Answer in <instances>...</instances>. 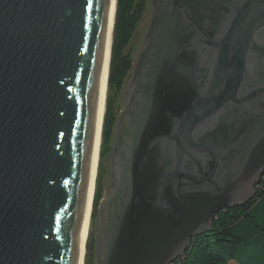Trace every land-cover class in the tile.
I'll list each match as a JSON object with an SVG mask.
<instances>
[{
	"label": "water",
	"instance_id": "1",
	"mask_svg": "<svg viewBox=\"0 0 264 264\" xmlns=\"http://www.w3.org/2000/svg\"><path fill=\"white\" fill-rule=\"evenodd\" d=\"M107 3L0 0V264L76 263ZM176 7L177 1L167 11L168 37L182 23ZM228 20L219 35L200 33L193 43L203 41L217 52L205 86L189 93L186 77L168 78L172 67L164 54L152 52L153 73L141 67L155 39L144 35L114 124L93 264H170L192 237L211 231L217 213L253 198V192L233 190L240 176H262L264 129L237 155L234 130L219 132L216 124L214 140L227 144L228 193L199 187L205 178L218 184L216 168L198 177L202 164L195 159L204 149L200 126L216 120L229 102H246L250 93L237 94L248 64L264 60V35L258 36L264 32V0L236 3ZM199 67L189 76L194 84L202 82ZM180 78L181 113L174 116L166 108L164 114V89ZM135 92L140 97L131 103ZM135 113H155V122L167 114L173 124L163 132L146 116L129 131ZM184 159L195 172L183 166Z\"/></svg>",
	"mask_w": 264,
	"mask_h": 264
},
{
	"label": "flooded vegetation",
	"instance_id": "2",
	"mask_svg": "<svg viewBox=\"0 0 264 264\" xmlns=\"http://www.w3.org/2000/svg\"><path fill=\"white\" fill-rule=\"evenodd\" d=\"M175 1H177V17L182 23H179V29L177 32H174L173 36L170 35V37H168L166 35L168 17L167 11L170 10L171 4ZM240 1L242 0H149L146 13V25L142 39L145 34L150 35L151 38L154 36L155 39L154 41L151 39V45L148 47L147 51H145V55L148 57H145L146 61H143L145 55L142 56L143 63L141 64V67L146 69V66H149L151 68L149 72L153 73L155 66L153 62H148V60L153 51L159 52L165 55V62L172 67V70L170 71L172 74L168 73L167 75L170 80L171 76L175 73L181 78L183 76L187 78L188 84L186 90L188 93L190 91L193 92V89L195 91L200 90L205 86L208 80L216 60L217 51L215 47L210 46L203 41L200 45H193V43H198L199 40L196 39L201 38L200 33H205L211 37L215 34L219 35L221 30L225 29V26L229 21L228 18L231 14L233 6ZM260 35H264V32L262 33L261 31L258 36ZM256 36L255 38L259 43V40L261 39ZM138 47L132 54V62ZM166 51H168V54H165ZM180 51L181 54L177 55L176 53H179ZM200 65L201 69L199 67L198 75L202 76V82L194 84L189 76H191V71L193 73V71ZM141 67L139 66L138 71L136 70L137 74L140 72ZM131 74L132 63L129 75L121 92L124 101L125 95L123 92ZM181 78L177 80L180 84H176L175 86H172L171 84L166 85L167 88L164 89L165 95L163 101L165 108L162 113H166V108L170 110L168 113H171L174 116L181 113L179 104L182 103V95L178 93V89H182ZM139 90L140 89H137V92ZM137 92L132 95V99L134 97L135 99L131 101V103L138 101L140 96ZM249 93L250 96L248 99H245L246 102L244 104L235 106L229 102L218 114L216 120L200 126L199 129L202 131L200 132L201 135L199 138L203 143L204 149L198 151L195 155V159L202 164V168L200 167L202 174L198 177L205 176V173H207L205 170L216 168V177L214 178L218 184L213 185L211 179L209 180L208 178H205L203 183L199 184V187H204L210 192H214L216 187L220 188L221 193L230 192L229 180L231 176L228 175L230 165L228 158L226 157L227 144L223 139V136L226 135L221 133L218 135V138L223 140L224 143L217 141L216 139L214 140L213 134L216 124H219L220 126L218 130L219 132H223L225 127H227V129L231 127L232 131L234 130V134L236 135L235 153L237 155L245 151L246 145L249 144L251 140L253 142L261 135L262 130L264 129L263 59L250 62L248 64L246 77L241 82L237 95L241 98ZM118 115L119 113H117L116 119ZM146 116L147 118L145 121L148 119V123L151 124L154 129H161L163 132H168L172 127L173 122L167 114L156 119L155 122V113H135V116L130 119V122H128V130H132L135 123H138L140 119H144ZM242 144H244L243 148ZM183 166L191 168L194 172L196 171L193 162L189 159H184ZM262 176L260 177L257 173L252 174V176L247 179L240 176L239 185H237L233 191H236V193L244 192L248 195L252 194V192L255 194L258 190V185Z\"/></svg>",
	"mask_w": 264,
	"mask_h": 264
},
{
	"label": "trees",
	"instance_id": "3",
	"mask_svg": "<svg viewBox=\"0 0 264 264\" xmlns=\"http://www.w3.org/2000/svg\"><path fill=\"white\" fill-rule=\"evenodd\" d=\"M147 7L148 0H116L100 158L110 152L108 142L114 132L115 100L131 68L132 54L126 48ZM95 182L91 219H97L98 202L103 194L99 176ZM86 248L92 260L93 237L88 239ZM231 259L240 264H264V173L249 202L217 213L211 231L194 236L185 252L171 264H227Z\"/></svg>",
	"mask_w": 264,
	"mask_h": 264
},
{
	"label": "bare ground",
	"instance_id": "4",
	"mask_svg": "<svg viewBox=\"0 0 264 264\" xmlns=\"http://www.w3.org/2000/svg\"><path fill=\"white\" fill-rule=\"evenodd\" d=\"M115 8L116 0H108L104 19L103 41L101 45L102 47L97 76L98 80L94 99V120L92 125L91 147L88 158L87 180L84 189V201L81 211V219L78 225L77 252L75 264H83L86 240L90 226V214L92 209V199L99 163V151L102 139V124L107 97V81L109 77Z\"/></svg>",
	"mask_w": 264,
	"mask_h": 264
},
{
	"label": "rangeland",
	"instance_id": "5",
	"mask_svg": "<svg viewBox=\"0 0 264 264\" xmlns=\"http://www.w3.org/2000/svg\"><path fill=\"white\" fill-rule=\"evenodd\" d=\"M145 25H146V15L143 18V20L138 24V26L135 30V33L133 35V38L126 48L127 52H130L131 54H133L135 52L136 48L138 47V45L142 39L143 32L145 29ZM112 94H114V91H112ZM123 103H124V98H123V95L121 93L115 100V105H114L115 115H117V113H119V111L121 110V108L123 106ZM102 126H103V124H102ZM112 141H113V136L111 138V141L108 142L110 152L106 156H104L103 158H100V156H99L97 176H99V186L102 188L103 194L107 188L108 178L110 176V160L109 159H110ZM95 184H96V182H95ZM97 225H98V220L97 219H91V216H90V226H89V232H88V236H87V240H86V245H87L88 239H90L91 237H94V233H95V230L97 228ZM83 259H84L83 264H93L94 263V259L91 260L89 255H88V251H87L86 246H85V252H84Z\"/></svg>",
	"mask_w": 264,
	"mask_h": 264
},
{
	"label": "crops",
	"instance_id": "6",
	"mask_svg": "<svg viewBox=\"0 0 264 264\" xmlns=\"http://www.w3.org/2000/svg\"><path fill=\"white\" fill-rule=\"evenodd\" d=\"M227 264H240V263H238V262H237L236 260H234V259H231V260L228 261Z\"/></svg>",
	"mask_w": 264,
	"mask_h": 264
},
{
	"label": "built area",
	"instance_id": "7",
	"mask_svg": "<svg viewBox=\"0 0 264 264\" xmlns=\"http://www.w3.org/2000/svg\"><path fill=\"white\" fill-rule=\"evenodd\" d=\"M171 263H172V262H171ZM171 263H170V264H171Z\"/></svg>",
	"mask_w": 264,
	"mask_h": 264
}]
</instances>
